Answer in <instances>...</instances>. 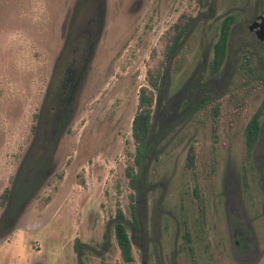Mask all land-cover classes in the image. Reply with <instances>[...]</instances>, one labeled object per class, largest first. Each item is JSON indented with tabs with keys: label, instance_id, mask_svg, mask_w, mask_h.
<instances>
[{
	"label": "rangeland",
	"instance_id": "374dc122",
	"mask_svg": "<svg viewBox=\"0 0 264 264\" xmlns=\"http://www.w3.org/2000/svg\"><path fill=\"white\" fill-rule=\"evenodd\" d=\"M255 1L0 0V196L12 190L0 207V264H125L115 236L119 210L136 264H264V118L250 158L245 143L264 98V38L245 29ZM182 15L195 23L161 67L166 34ZM229 15L237 25L214 76L212 46ZM70 27L64 62L58 61ZM90 50L71 121L47 154L32 130L45 92L50 87L49 111ZM159 68L153 89L148 71ZM143 87L155 100L147 152L137 166L132 125ZM206 94L210 100L195 109ZM192 147L195 167L187 169ZM38 158L50 161L43 178L34 167ZM133 165L137 190L126 176ZM75 240L82 244L77 251Z\"/></svg>",
	"mask_w": 264,
	"mask_h": 264
},
{
	"label": "trees",
	"instance_id": "16d2710c",
	"mask_svg": "<svg viewBox=\"0 0 264 264\" xmlns=\"http://www.w3.org/2000/svg\"><path fill=\"white\" fill-rule=\"evenodd\" d=\"M199 5L203 4L204 0H196ZM235 22V16H227L221 24L220 33L217 39V42L214 46V54L211 62V74L217 75L222 69L227 54H228V43L229 36L232 25ZM195 23V19L190 16L182 15L178 21L170 27L166 37V53L165 59L161 62V67L165 62H171L174 58L175 53L180 48L183 43L184 38L190 32L191 28ZM244 65L248 66V69L253 72L252 67H250V58L245 56ZM161 78L160 68L155 71H148V82L153 89H157L159 85V80ZM264 87V84H263ZM154 92L147 87H143L140 90L139 95V107L138 111L134 117L132 125V136L136 146V154L134 155L135 164L141 166L145 158L149 138L152 133V111L154 106ZM211 95L206 94L197 101L195 104V109H200L204 107L207 102L210 100ZM220 108L216 106L212 111V120H213V134L216 135L217 123L219 120ZM264 118V98L256 113L249 120L246 129H245V143H246V157L250 158L253 150L257 146L260 134L262 131V119ZM35 128V127H34ZM195 149L192 147L189 149L186 168L193 169L195 167ZM126 176L129 179L130 185L134 190L138 188V175L135 171V167L128 166L126 169ZM11 195V189H6L3 194L0 196V207H5ZM131 199L133 196L131 195ZM134 208V206H132ZM133 215V225L134 227L139 226V219L134 210ZM117 222L115 224V236L117 240L118 247L121 252V256L125 264H136L135 258L133 255V245L131 238L128 232V226L126 223V218L121 210L117 212ZM138 225V226H137ZM82 244L79 240H75L74 248L77 251Z\"/></svg>",
	"mask_w": 264,
	"mask_h": 264
},
{
	"label": "flooded vegetation",
	"instance_id": "af4514ba",
	"mask_svg": "<svg viewBox=\"0 0 264 264\" xmlns=\"http://www.w3.org/2000/svg\"><path fill=\"white\" fill-rule=\"evenodd\" d=\"M261 4L262 5L264 4V0H256L255 1V5H256L255 14L247 22L246 27H245V29L249 32V34L251 36L257 38V39L258 38H260V39L264 38V36L260 35V33L258 31L259 25L262 23L264 24V10L259 8V6ZM103 16H104L103 13H100V15L98 17L99 19H97L95 21V24L99 21H102V24L100 26L99 33L97 36L96 43L99 42V40H100L99 37L103 31V21H104ZM73 19L71 22V27L74 25ZM236 25H237V22H236V18H235V22L232 25V28L230 31L229 42H230L232 34L235 30ZM71 27H70V32L67 35L68 38H66V41H65V44H64V47L62 50L63 52H62V54H60L58 61L59 60L63 61V57H64L65 52H66L64 50H65L66 46L69 44V41H70L71 35H72V28ZM216 42L212 46L213 54H214V46H215ZM228 48H229V43H228ZM93 56H94V51L92 50V52H91V50H90L89 54H87L85 56V59H84L85 65L83 66V68L77 72L71 73V80L67 83V84H69V88H67L68 90L65 88V90H61L62 92H60L59 95L52 98L51 103H53V105L49 111H47L45 109V107H46V99H47L49 92H50V87L45 92L44 101L42 104L43 106L41 107L40 114L38 115V118L36 119L35 128L33 127L32 130L34 132V134H33L34 141L37 138H41V141H39L40 142L39 145L42 149H44V151H46L47 154H50V153L52 154L54 152V150L57 148L59 141H60V138L62 136V133H64L65 128L69 125V123L71 121V116L73 114V111H74L75 105L77 103L78 97L80 96L81 91L83 89V85H84V82H85L86 77H87V70L90 66V63H91V60L93 59ZM244 56H249V55L246 54ZM249 58H250V56H249ZM250 61H252V58H250ZM220 72H221V70H220ZM214 76H216V75H214ZM43 112H44V114H43ZM41 128L43 129V134H41V136H40L38 133L40 132ZM35 143H36V141L34 142V144ZM47 159H48V157H47ZM49 159H51V158L49 157ZM48 163H50V161H48V160L46 161V158H42V159L38 158L34 162V167H37L36 165L39 164V167L41 170V175L40 174L38 175L39 178H43L44 174L42 172L47 171L46 169H48ZM41 181H42V179L39 180L40 184H41ZM39 183L34 187L35 188L34 191L39 190V189H37L41 186V185H39ZM138 183H139V181H138ZM11 196H12V190H11L10 200L12 198ZM10 200H9V202H10ZM24 200L25 199H23L22 201H24ZM27 202H28V200L24 201V203H22L21 206H24ZM15 217L17 218V215H15ZM15 217H9L8 222L12 223L13 221H15Z\"/></svg>",
	"mask_w": 264,
	"mask_h": 264
},
{
	"label": "water",
	"instance_id": "95a60500",
	"mask_svg": "<svg viewBox=\"0 0 264 264\" xmlns=\"http://www.w3.org/2000/svg\"><path fill=\"white\" fill-rule=\"evenodd\" d=\"M258 31L260 35L264 36V24L263 23L259 25Z\"/></svg>",
	"mask_w": 264,
	"mask_h": 264
}]
</instances>
